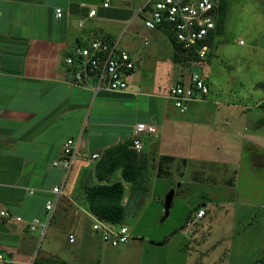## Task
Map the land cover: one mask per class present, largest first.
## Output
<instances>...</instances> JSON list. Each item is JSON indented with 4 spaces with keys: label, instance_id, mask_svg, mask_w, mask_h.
Returning <instances> with one entry per match:
<instances>
[{
    "label": "crops",
    "instance_id": "crops-1",
    "mask_svg": "<svg viewBox=\"0 0 264 264\" xmlns=\"http://www.w3.org/2000/svg\"><path fill=\"white\" fill-rule=\"evenodd\" d=\"M105 2L109 3L107 8ZM144 4L0 0V213L10 214H0V256L7 260L26 264L38 253H46H33L40 232L30 231L28 225L40 219L47 225L46 232L56 229L45 209L47 200L55 198L53 189L62 187L54 212L69 208L72 214L77 189L90 173L89 164L95 162L91 155L103 157L109 149L132 143L140 123L156 127L155 134L144 133L141 137V153L155 173H165L176 164L184 174L203 172L214 163L235 171L242 169L246 155L250 166L264 169V151L176 150L181 138L178 132L187 138L198 123L201 138L207 135L206 130L211 135L218 132L223 147L230 145L236 135L228 136V126L236 129V125H249L252 130L247 133L248 144L254 145L257 136L253 134L264 133V84L260 81L250 88L248 99L241 96L240 90L234 92L231 103L221 102L227 104L225 107L205 109L209 94L202 101L192 102L186 113H180L168 97V90L175 83H189L201 63L175 62L176 47L171 36L163 30L148 29L138 16ZM57 9L63 11L61 19L56 17ZM93 10L96 15L90 18ZM94 39L116 43L136 62L127 90L96 89L93 80L85 84L73 81L65 59L77 45H87ZM194 112L198 115L195 124L187 117ZM222 124L225 129L218 127ZM70 139L78 143L79 152L73 169L66 174L54 163L61 159L63 146ZM259 144L255 142L264 149ZM184 174L179 177L178 188L190 185ZM120 179L119 174L114 181ZM85 213L92 214L87 210ZM86 231L91 237L99 235L89 228L78 232L87 239ZM69 234L76 239L75 233Z\"/></svg>",
    "mask_w": 264,
    "mask_h": 264
},
{
    "label": "rangeland",
    "instance_id": "rangeland-1",
    "mask_svg": "<svg viewBox=\"0 0 264 264\" xmlns=\"http://www.w3.org/2000/svg\"><path fill=\"white\" fill-rule=\"evenodd\" d=\"M126 1L140 6L146 0H110V4L117 6ZM224 3L223 31L215 37L214 52L209 62L195 68L209 82L210 96L205 107L209 110L227 106L221 102L231 103L238 90L248 99L250 88L260 81L264 84V0ZM195 116L198 117L196 112L187 116L193 124ZM198 124L187 138L185 133L178 132L181 138L177 151H264L255 145V142L264 145V133L263 136L254 133L257 136L254 145L248 144L247 133L252 130L249 125H236V129L228 126V136L236 135L230 145L223 147L219 145L218 132L211 135L205 129L207 135L201 138ZM218 127L225 129L223 124ZM218 145L221 148L217 149ZM247 156L242 169L235 171L217 163L203 172L189 174H184L179 164L165 173H155L149 167L144 205L137 208L131 203L122 223L128 227L131 239L119 247L105 243L100 235L91 237L86 231L90 238L86 239L78 232L93 230L95 218L85 213L90 212L86 189L96 182L92 171L99 161L89 164L90 173L77 189V205H71L72 214L69 208L54 212L51 221L56 229L47 230L36 242L33 253L46 252L38 253L36 264H264V169L259 171L250 166ZM119 174L120 171L116 172L114 178ZM181 174L189 186L178 188ZM124 186L127 196L123 204L127 206L130 185ZM173 189L176 195L170 214L162 221L166 196ZM199 209L207 211V216L196 220ZM70 232L76 234L75 243L68 241ZM165 240V244H159Z\"/></svg>",
    "mask_w": 264,
    "mask_h": 264
},
{
    "label": "built area",
    "instance_id": "built-area-1",
    "mask_svg": "<svg viewBox=\"0 0 264 264\" xmlns=\"http://www.w3.org/2000/svg\"><path fill=\"white\" fill-rule=\"evenodd\" d=\"M220 5L221 0H146L138 16L143 18L144 25L148 29L162 30L164 27H171L175 45L195 55L204 63L214 52L208 40L216 31ZM103 6L107 8L109 3L105 2ZM95 15V10L89 13L90 18ZM56 17L58 19L63 17L62 9L56 10ZM80 26H83L82 22ZM65 64L75 83L85 84L93 80L96 89L119 92L127 90L128 78L136 67V62L127 51L119 49L116 43L107 39H94L87 45H77L65 59ZM209 91L206 79L201 74L194 73L189 83L179 82L170 86L168 97L180 113H186L192 102L204 100L209 95ZM144 133L155 134L156 127L145 123L136 126L132 137V148L138 153L143 150L141 137ZM78 152V143L73 139L68 140L63 146L61 159L56 161L54 166H61L66 174H69L78 159ZM91 159L98 161L101 155L93 154ZM53 192L55 198L47 200L45 205L48 220L54 213L56 203L62 194V187L54 188ZM0 214L10 217L7 212ZM205 215L204 209H199L195 218L199 220ZM16 220L22 221L20 217ZM28 227L30 231H39L42 237L45 236L47 225L40 219L33 220ZM92 228L112 247L124 245L131 239L126 225L113 224L96 216ZM75 240L74 234L68 235L69 243H74ZM0 263L22 264L7 260L4 256H0ZM26 264H34V260Z\"/></svg>",
    "mask_w": 264,
    "mask_h": 264
},
{
    "label": "trees",
    "instance_id": "trees-1",
    "mask_svg": "<svg viewBox=\"0 0 264 264\" xmlns=\"http://www.w3.org/2000/svg\"><path fill=\"white\" fill-rule=\"evenodd\" d=\"M224 1L225 0H221L220 10L217 17L216 31L208 40V44L213 48V51V39L216 36L221 35L223 31L225 16ZM162 30L171 36L175 44L171 27L167 26ZM175 47L176 63L182 64L191 62L202 64V61L195 55L187 53L177 45H175ZM131 145L132 143L128 142L124 145L106 151L103 154L102 159H100L99 163L96 165L95 184L86 189V200L89 205V211L96 217L117 225H123L122 223L128 216L129 208L132 202H134L133 206H136L137 208H141L144 205V196L147 193V188L144 184L146 171L148 170V163L145 156L142 153L135 151ZM118 171H120L121 179L114 181L115 173ZM125 183L130 185V192L128 195L130 203L127 206L123 204L127 196V191L124 186ZM206 216L207 215L204 217ZM166 242L167 240L159 244H165ZM36 260L37 259L34 260V264H36ZM55 264L66 263L61 262Z\"/></svg>",
    "mask_w": 264,
    "mask_h": 264
},
{
    "label": "water",
    "instance_id": "water-1",
    "mask_svg": "<svg viewBox=\"0 0 264 264\" xmlns=\"http://www.w3.org/2000/svg\"><path fill=\"white\" fill-rule=\"evenodd\" d=\"M178 187H180V185H178ZM174 196H175V190L174 189L171 190L166 196L165 206H164L165 207V215H164V218L162 219V221H164L170 214V209L172 206Z\"/></svg>",
    "mask_w": 264,
    "mask_h": 264
}]
</instances>
